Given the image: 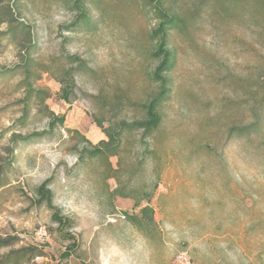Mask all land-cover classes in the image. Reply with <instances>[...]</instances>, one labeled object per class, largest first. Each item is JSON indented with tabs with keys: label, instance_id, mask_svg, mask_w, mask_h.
<instances>
[{
	"label": "rangeland",
	"instance_id": "374dc122",
	"mask_svg": "<svg viewBox=\"0 0 264 264\" xmlns=\"http://www.w3.org/2000/svg\"><path fill=\"white\" fill-rule=\"evenodd\" d=\"M159 1L183 20L169 39L160 126L148 139L124 134L107 161L78 162L106 140L96 121L143 120L157 89L154 13L146 0H81L85 24L76 0H0V69L29 51L41 65L33 86L48 94L20 127L22 75L0 79V236L11 244L0 258L22 248L33 255L26 264H264V1ZM7 7L25 26L15 39ZM48 113L63 126L50 130ZM36 133L45 134L6 152L12 134ZM48 179L64 231L38 202ZM135 202L153 210L147 236L123 218Z\"/></svg>",
	"mask_w": 264,
	"mask_h": 264
},
{
	"label": "trees",
	"instance_id": "16d2710c",
	"mask_svg": "<svg viewBox=\"0 0 264 264\" xmlns=\"http://www.w3.org/2000/svg\"><path fill=\"white\" fill-rule=\"evenodd\" d=\"M255 2L259 0H254ZM264 1V0H261ZM147 6L154 13L155 25L150 30L149 38L154 43V51L152 58L156 60V66L150 75L152 83L156 84L157 89L154 95L142 106L144 112L143 120L133 121L131 123L120 122L115 128L107 127L102 128L100 122L96 121L97 126L101 129L106 140H101L97 145L91 146V149H82L76 155V161L82 162L85 159H98L107 161L111 157L118 155L122 136L131 132H139L142 139H148L160 126L162 118L160 114V107L168 100L170 94V80L167 74L174 67V56L169 49V39L172 32L182 28L183 20L177 14H170L159 0H146ZM79 4V5H78ZM76 5L79 7L78 19L80 22L87 23V12L81 0H76ZM5 16H9V34L15 39L16 35L20 32H24L25 26L19 23L15 18L12 7H7L3 11ZM26 35L29 37L30 33ZM31 45V44H30ZM18 72L21 73L22 79L17 83V89L21 90L24 94V98L21 101L23 104L21 109V115L17 119V123L20 127H24L29 120L31 107L42 108L45 100L48 98V94L45 91L34 88V83L38 81L41 72V65L36 63L29 51H26L24 55L20 57V65L13 66L10 69H0V79L6 76H15ZM64 83V82H60ZM69 86L64 85L62 92L64 97H67V87L72 86V78L68 80ZM44 108V107H43ZM45 112H48L44 109ZM48 119V127L52 130L55 126H63L64 117L56 116L52 113L46 115ZM253 129L252 126H248L242 129H231L237 132L239 136L246 135ZM45 133H36L30 135L12 134L9 139V145L6 147V152L13 156L15 149L21 144H27L35 140H39ZM52 179L46 180L37 188L38 202L39 204H45L51 211V222L56 224L59 230H65L70 226V221L67 217L63 216L60 210L52 206V194L49 188ZM4 184L0 180V188ZM134 207L138 208L137 213L123 215L126 223L143 236H147L152 228H155V222L153 219V210L149 205L140 206L138 202L134 203ZM65 238L74 241V238L68 233L64 232ZM10 242L7 239H3L0 236V249L10 246ZM74 242L72 243V246ZM24 249H17L8 252L0 258V264H26L32 260L33 255H27ZM62 259L65 260L69 256V251L62 253Z\"/></svg>",
	"mask_w": 264,
	"mask_h": 264
}]
</instances>
